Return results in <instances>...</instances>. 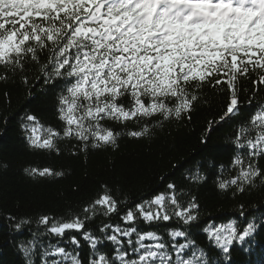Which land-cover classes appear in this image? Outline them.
<instances>
[{"label":"snow or ice","instance_id":"obj_1","mask_svg":"<svg viewBox=\"0 0 264 264\" xmlns=\"http://www.w3.org/2000/svg\"><path fill=\"white\" fill-rule=\"evenodd\" d=\"M30 73L47 86L61 122L56 129L31 112L20 117L28 147L36 152L61 155L64 141L78 158L90 148L118 146L121 133L108 122L126 127L157 116L190 121L198 103H216L218 119L205 129L204 148L214 151L208 146L213 123L234 122L233 155L229 165L214 169L216 189L238 197L264 188V0H0V81L19 78L27 85ZM208 87L212 94L202 98ZM149 133L145 122L127 136ZM24 171L33 177L63 175L47 167ZM185 179L200 185L207 176L197 168ZM167 189L128 204L105 186L80 212L41 214L37 224L43 232L32 233L19 248L25 264H35L38 236L70 233V248L41 245L40 264H221L212 258L217 249L231 264L232 246L247 253L257 231L264 230V212L260 223L248 221L244 204L240 227L236 221L201 225L200 204L190 189L174 183ZM99 216L106 219L88 227ZM113 216L119 222L112 223ZM173 221L200 229L208 245H197L184 228L168 227ZM30 223L20 218L15 228L19 232ZM161 225L167 239L152 230Z\"/></svg>","mask_w":264,"mask_h":264},{"label":"trees","instance_id":"obj_2","mask_svg":"<svg viewBox=\"0 0 264 264\" xmlns=\"http://www.w3.org/2000/svg\"><path fill=\"white\" fill-rule=\"evenodd\" d=\"M31 83L25 85L19 78L0 81V264H25L26 258L20 252L21 243L31 240L32 233L43 232L37 219L41 214L67 216L80 212L83 204L101 193L106 186L110 194L117 200H127L128 204L150 198L153 194L167 192V184L174 183L178 188L189 190L198 198L200 204L201 225L219 226L236 221L240 227L244 219L240 216V204H244L245 218L248 221L257 219L264 212V188L257 187L251 192L233 197L231 191L227 195L215 187L220 164H230L233 155L231 135L233 123L212 125L208 146L214 149L211 153L201 144L209 121L218 119L219 108L216 103H198L191 113V120L174 119L164 121L157 116L148 121H132L127 126L108 122L109 127L119 131L118 146H104L89 149L87 154L80 153L78 158L71 152L66 142H59L61 155L56 153L36 152L28 147L21 119L25 112L35 114L45 127L60 128L54 109V99L46 91L45 85L38 83L30 73ZM247 85V81L243 82ZM8 93L10 100L5 97ZM211 87L203 90V95H211ZM219 94H217V97ZM245 97L241 96L243 101ZM147 122L150 133L141 138L127 136L128 131L140 130ZM264 166V160L260 161ZM49 168L53 172H62L61 176H29L26 168ZM199 168L207 176L200 185L190 184L185 178ZM224 178H229L228 173ZM189 197H184L188 199ZM123 210L124 205H121ZM15 217V220L11 218ZM20 218H30L31 223L22 225L18 232L15 223ZM106 218L99 216L88 225L96 228ZM112 223L118 218L113 216ZM145 230L148 226L141 224ZM168 227H180L189 232L197 245L207 246L208 241L198 228L188 229L175 221ZM152 230L167 239L164 226ZM70 234L65 237L40 235L37 238L35 264H40L41 245L66 243ZM78 235V234H76ZM257 243L248 245V252L243 253V246L233 245L231 264H264V230H258L255 236ZM81 245L84 241L81 240ZM109 248L107 244L103 246ZM81 258L86 260L88 249L82 246ZM213 259L221 264H228L225 254L216 250Z\"/></svg>","mask_w":264,"mask_h":264}]
</instances>
